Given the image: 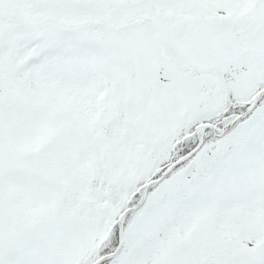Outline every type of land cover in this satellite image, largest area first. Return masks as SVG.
Listing matches in <instances>:
<instances>
[{"label": "snow or ice", "instance_id": "snow-or-ice-1", "mask_svg": "<svg viewBox=\"0 0 264 264\" xmlns=\"http://www.w3.org/2000/svg\"><path fill=\"white\" fill-rule=\"evenodd\" d=\"M0 264H264V0H0Z\"/></svg>", "mask_w": 264, "mask_h": 264}]
</instances>
